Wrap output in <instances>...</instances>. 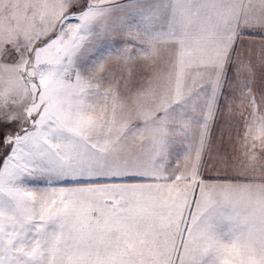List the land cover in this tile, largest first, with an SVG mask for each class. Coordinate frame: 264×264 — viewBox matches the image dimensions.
Here are the masks:
<instances>
[{"label": "snow or ice", "instance_id": "1", "mask_svg": "<svg viewBox=\"0 0 264 264\" xmlns=\"http://www.w3.org/2000/svg\"><path fill=\"white\" fill-rule=\"evenodd\" d=\"M0 264H264V0H0Z\"/></svg>", "mask_w": 264, "mask_h": 264}]
</instances>
